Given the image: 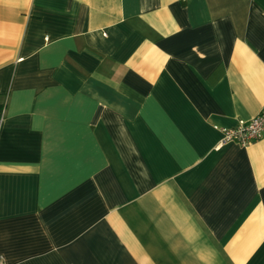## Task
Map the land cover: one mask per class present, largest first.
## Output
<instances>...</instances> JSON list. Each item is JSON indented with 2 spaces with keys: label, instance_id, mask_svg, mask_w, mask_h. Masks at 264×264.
<instances>
[{
  "label": "crops",
  "instance_id": "0c3cea01",
  "mask_svg": "<svg viewBox=\"0 0 264 264\" xmlns=\"http://www.w3.org/2000/svg\"><path fill=\"white\" fill-rule=\"evenodd\" d=\"M3 264H264V0H0Z\"/></svg>",
  "mask_w": 264,
  "mask_h": 264
},
{
  "label": "built area",
  "instance_id": "2783aa9c",
  "mask_svg": "<svg viewBox=\"0 0 264 264\" xmlns=\"http://www.w3.org/2000/svg\"><path fill=\"white\" fill-rule=\"evenodd\" d=\"M3 118V109L0 110V124ZM221 143L234 142L245 146L264 137V109L248 121H239L234 127L222 130ZM0 264L3 262L0 259Z\"/></svg>",
  "mask_w": 264,
  "mask_h": 264
},
{
  "label": "trees",
  "instance_id": "16d2710c",
  "mask_svg": "<svg viewBox=\"0 0 264 264\" xmlns=\"http://www.w3.org/2000/svg\"><path fill=\"white\" fill-rule=\"evenodd\" d=\"M1 108H2V107L0 106V110H1Z\"/></svg>",
  "mask_w": 264,
  "mask_h": 264
}]
</instances>
